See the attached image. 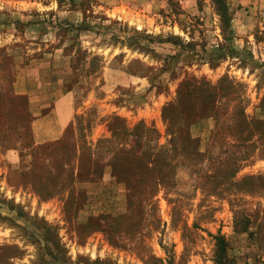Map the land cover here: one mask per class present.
<instances>
[{"label":"rangeland","instance_id":"obj_1","mask_svg":"<svg viewBox=\"0 0 264 264\" xmlns=\"http://www.w3.org/2000/svg\"><path fill=\"white\" fill-rule=\"evenodd\" d=\"M0 264H264V0H0Z\"/></svg>","mask_w":264,"mask_h":264},{"label":"trees","instance_id":"obj_2","mask_svg":"<svg viewBox=\"0 0 264 264\" xmlns=\"http://www.w3.org/2000/svg\"><path fill=\"white\" fill-rule=\"evenodd\" d=\"M96 224H97V223H94V222H91V221H90V222L88 223V226H96Z\"/></svg>","mask_w":264,"mask_h":264}]
</instances>
